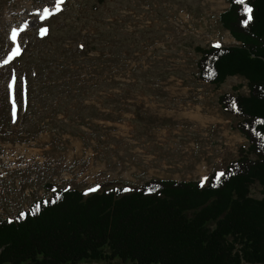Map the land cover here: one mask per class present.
Listing matches in <instances>:
<instances>
[{
  "label": "rangeland",
  "instance_id": "obj_1",
  "mask_svg": "<svg viewBox=\"0 0 264 264\" xmlns=\"http://www.w3.org/2000/svg\"><path fill=\"white\" fill-rule=\"evenodd\" d=\"M229 6L230 0H63L57 11L56 0H0V158L25 165L7 169L6 178L0 171V219L48 196L49 183L99 185V191L133 189L152 178L201 181L239 158L249 141L220 97L248 94L247 80L230 76L221 85L208 83L197 65L200 48L238 44L220 21ZM44 7L66 22L65 39L55 32V42L88 50L75 59L86 69L78 75L88 97L84 107L69 101L60 108L55 101L10 108L6 66L23 29L44 21ZM14 28L20 30L16 41ZM53 55L61 64L60 50ZM96 76L101 83L95 84ZM62 81L57 94H77ZM250 194L263 196L258 181Z\"/></svg>",
  "mask_w": 264,
  "mask_h": 264
},
{
  "label": "trees",
  "instance_id": "obj_2",
  "mask_svg": "<svg viewBox=\"0 0 264 264\" xmlns=\"http://www.w3.org/2000/svg\"><path fill=\"white\" fill-rule=\"evenodd\" d=\"M246 5L253 19L244 26ZM59 19L60 13H54L18 36L20 54L6 66L10 108L53 102L62 108L69 101L86 105L88 97L78 81L80 70L86 69L75 59L88 50L55 42V32L61 40L66 37V22ZM220 21L238 44L200 48L197 65L200 79L208 83L221 85L230 76L247 80L248 94L220 97L221 106L239 117L238 128L249 141L239 158L211 173L203 188L196 180L152 178L132 191L112 185L85 194L87 189L49 183L48 196L14 218L0 220V264L116 259L133 264H264V0H230ZM41 28L48 31L41 33ZM7 46L12 49L10 40ZM58 50L61 64L53 55ZM60 78L77 94H57ZM95 79L101 83L99 76ZM256 181L262 186L261 198L250 194ZM21 212L26 218L18 219Z\"/></svg>",
  "mask_w": 264,
  "mask_h": 264
},
{
  "label": "snow or ice",
  "instance_id": "obj_3",
  "mask_svg": "<svg viewBox=\"0 0 264 264\" xmlns=\"http://www.w3.org/2000/svg\"><path fill=\"white\" fill-rule=\"evenodd\" d=\"M241 2H243V0H241ZM61 3H63V0H56V10L57 11H59V6H60V4ZM245 12L248 14L247 15V17L245 18V19H243L242 20V24L244 25V26H247L248 24H249V22L253 19V17H252V15H251V12H252V8L251 7H249V6H245ZM43 13H44V15H42V16H40L39 17V19H41V20H44V19H46L48 16H50V15H52V12L50 11V9L49 8H47V7H44V9H43ZM19 29H16V28H14V29H12V40L13 41H16V38H17V35H18V33H19ZM48 31V29H46V28H41L40 29V32L41 33H46ZM81 47H83V45H81ZM217 47H219V45H217ZM20 54V48H19V46H17L14 50H13V55L15 56V55H19ZM5 63H7V61H5ZM224 175V173H217L216 174V176H217V178H219V177H222ZM208 180V178L207 177H203L202 179H201V181H200V183H199V186L201 187V188H203L204 186H205V182ZM100 186L99 185H97L96 187H94V188H89V189H87V192L85 193V194H87L88 192H95L98 188H99ZM65 191H68V189H65ZM124 191H132V189H124ZM59 199V197H57V200ZM56 202V200H53L52 201V203H55ZM48 202L46 201L45 202V204H47ZM39 208H40V206L39 205H37V211H39ZM28 214L27 213H24V212H21V213H19V216H18V219H24V218H26V216H27ZM12 221L11 220H9V223H11Z\"/></svg>",
  "mask_w": 264,
  "mask_h": 264
},
{
  "label": "built area",
  "instance_id": "obj_4",
  "mask_svg": "<svg viewBox=\"0 0 264 264\" xmlns=\"http://www.w3.org/2000/svg\"><path fill=\"white\" fill-rule=\"evenodd\" d=\"M24 168L25 165L24 164H20L19 161H16V160H12V161H4L3 159L0 158V168H3V170H0L2 172V174L5 176V178L7 177V169H18V168ZM17 171H21V170H17ZM22 179V178H21ZM30 191L29 189L25 188V192L29 195L30 194ZM4 201V202H3ZM3 203H7L8 201L6 200H2ZM30 204V203H29ZM29 204H26L27 206H23L22 209H25L29 206ZM7 205V204H5ZM4 205V206H5ZM2 212V211H1ZM8 217V216H7ZM6 218V216L4 217Z\"/></svg>",
  "mask_w": 264,
  "mask_h": 264
},
{
  "label": "bare ground",
  "instance_id": "obj_5",
  "mask_svg": "<svg viewBox=\"0 0 264 264\" xmlns=\"http://www.w3.org/2000/svg\"><path fill=\"white\" fill-rule=\"evenodd\" d=\"M37 200V199H36Z\"/></svg>",
  "mask_w": 264,
  "mask_h": 264
},
{
  "label": "crops",
  "instance_id": "obj_6",
  "mask_svg": "<svg viewBox=\"0 0 264 264\" xmlns=\"http://www.w3.org/2000/svg\"><path fill=\"white\" fill-rule=\"evenodd\" d=\"M102 184V183H101Z\"/></svg>",
  "mask_w": 264,
  "mask_h": 264
}]
</instances>
